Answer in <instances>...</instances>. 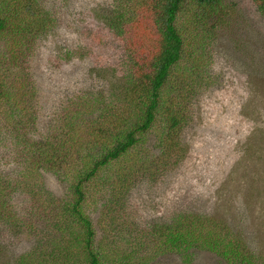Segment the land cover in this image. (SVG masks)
Here are the masks:
<instances>
[{
	"label": "trees",
	"instance_id": "obj_1",
	"mask_svg": "<svg viewBox=\"0 0 264 264\" xmlns=\"http://www.w3.org/2000/svg\"><path fill=\"white\" fill-rule=\"evenodd\" d=\"M113 1L103 20L121 41V62L113 72L120 80L107 93L84 92L75 101H62L52 133L18 142L23 154L11 160L15 177L0 178V223L31 235L43 227V241L27 253L39 264H151L157 255L192 257L197 248L226 264H264L220 221L192 212H173L142 239V229L134 236L130 226L135 216L119 205L120 232L104 229L98 236L93 218L100 213V186L115 184L113 167L132 160L150 137L157 148H167L162 155L177 152L188 103L208 85L203 69L212 39L234 16L229 0ZM250 1L264 18V0ZM54 16L37 0H0V109L10 111L6 120L18 134L34 127L28 104L36 99V88L22 73L25 59L33 55L38 34L55 27ZM127 165L129 179L136 172ZM44 172L58 188L66 187L64 197L58 199L44 184ZM16 194L21 207L13 200ZM110 235L121 244L112 247Z\"/></svg>",
	"mask_w": 264,
	"mask_h": 264
},
{
	"label": "rangeland",
	"instance_id": "obj_2",
	"mask_svg": "<svg viewBox=\"0 0 264 264\" xmlns=\"http://www.w3.org/2000/svg\"><path fill=\"white\" fill-rule=\"evenodd\" d=\"M37 1L55 14V27L38 34L22 70L36 88V99L28 104L34 127H23L25 135L16 133L6 120L10 111L0 109V178L5 181L15 177L11 160L23 154L18 142H36L47 130L52 133L62 101H75L84 92L107 93L121 78L113 75L123 54L121 41L103 20L113 0ZM228 3L234 7L233 20L212 39L203 69L208 85L188 103L177 152L162 155L167 148H157L150 137L132 160L113 167L116 183L100 186L95 203L98 236L106 234L104 229L120 232L115 221L119 205L135 216L130 226L134 236L142 229V239L173 212H192L220 221L264 263V18L250 0ZM137 159L141 163L134 166ZM129 163L136 174L127 179L123 167ZM45 172L44 184L58 199L64 197L66 187L58 188ZM21 199L20 194L13 199L19 207ZM35 232L0 223V264H39L27 254L44 239L43 227ZM109 240L112 247L122 242L117 235ZM195 251L185 259L157 255L151 264H226L213 252Z\"/></svg>",
	"mask_w": 264,
	"mask_h": 264
}]
</instances>
